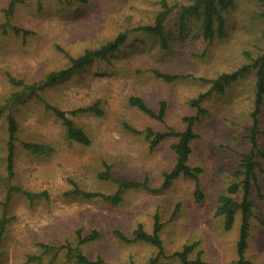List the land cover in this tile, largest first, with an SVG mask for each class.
Segmentation results:
<instances>
[{"label":"rangeland","instance_id":"1","mask_svg":"<svg viewBox=\"0 0 264 264\" xmlns=\"http://www.w3.org/2000/svg\"><path fill=\"white\" fill-rule=\"evenodd\" d=\"M9 2L0 0V219H5L0 264H82L67 258V245L77 247L91 264H146L150 258L183 264L177 253L185 246L192 247L191 261L200 257L208 264H236L241 210L226 229L216 209L219 197L229 195V186L241 183L243 176L236 171L242 170L241 154L251 151L252 133L257 148L264 150V101L256 119L251 115L256 81L252 64L264 48V1L233 0L222 11L223 34L206 38L199 14L180 18L193 0H167V47L158 35L140 28L154 23L160 0H23L6 14ZM120 32L126 33L125 41L106 57L40 84L50 72L68 68L70 56L100 47ZM242 66L247 70L222 92L211 90V79ZM153 70L176 77L166 81ZM36 83L33 89L25 87ZM200 94L199 114L190 100ZM131 96L161 115L153 117L131 105ZM97 100L101 115L70 113ZM45 103L69 111L90 143L68 138L62 120ZM8 115L18 128L10 186ZM185 117H195L197 134L187 163L201 172L197 180L179 175L160 189L163 174L176 161L172 144L177 137L167 136L151 147L144 130L182 131ZM24 142L46 144L49 150L33 152ZM255 160L257 182L250 188L244 258L264 264V158L257 155ZM106 170L115 179H146L149 188H124L118 202L68 194L74 185L115 193L117 182L101 176ZM25 191L46 194L28 197ZM232 196L241 201V192ZM156 217L161 250L132 236L138 224L151 233ZM92 233V239L80 242Z\"/></svg>","mask_w":264,"mask_h":264},{"label":"trees","instance_id":"2","mask_svg":"<svg viewBox=\"0 0 264 264\" xmlns=\"http://www.w3.org/2000/svg\"><path fill=\"white\" fill-rule=\"evenodd\" d=\"M17 1L23 0H10L8 3V7L6 10V14H11L13 11L15 4ZM87 1V0H82ZM264 1V0H262ZM161 9L156 14L154 23L150 25H142L140 28L146 32L152 33L154 35H158L160 37V43L162 47H167V39L165 37V25L164 22L167 18L168 12L170 7L168 5L167 0H160ZM233 4V0H193V2L188 5L184 10L183 13L180 15V18L183 20L184 15L188 12H192L195 14H199L202 17V32L206 38H211L214 34L222 35L223 34V19H222V11L227 10V8ZM264 18V12H263ZM13 30L16 33H20L21 30L17 27H13ZM262 36L264 38V27L262 30ZM126 39V33L120 32L118 33L112 40L104 43L100 47L94 49H86L82 54L77 57H69L70 66L65 69H61L59 71L50 72L45 76V78L40 81V84L44 83H52L56 81L58 78H61L67 75L71 70L82 69L89 65L92 60L96 57H106L109 53L115 51ZM252 66L255 68V99H254V110L252 111V116L256 119L257 114L260 111V108L264 101V48L263 52L260 56H258ZM247 66H242L235 71L230 73H222L218 75L216 78L211 79L209 82L211 83V90L222 92L226 85L230 84L234 81L239 74H241L244 70H247ZM154 73L164 78L166 81L173 80L176 75L162 73L158 70H153ZM11 81L16 85H22L23 82L21 80H17L11 78ZM39 83L26 85V88L33 89ZM203 94H200L198 98L191 99L190 104L195 106L200 114L203 110L199 104V102L203 98ZM12 100H17V95L12 97ZM129 103L133 106H136L140 110L144 111L146 114L156 117L160 116L161 113L155 114L154 111L144 102V100L138 96H131L129 98ZM46 108H49L53 111V113L62 120L63 125L66 128L67 137L80 142L82 144H89L90 138L87 133L79 127L74 120L69 117V111L62 110L58 107L45 103ZM92 112L97 115L103 114V110L99 107V101H95L91 105H87L85 107L77 108L72 112ZM195 117H185L187 122L186 128L182 131H167V132H155L151 127H146L144 132L146 138L150 142V146L154 147L157 145L162 139L167 136H176L177 141L172 144V148L176 153V161L169 172H165L163 174V182L161 184L160 189L169 187L171 181L179 175L189 176L194 179H198V175L201 172V168L199 167H192L189 166L187 161L189 154L191 152L190 142L197 137V134L192 128L193 121ZM7 131H8V139H7V157H6V168H7V182L6 184L10 186V178L13 174V159H14V147L16 141V132H17V122L15 118L11 115H8L7 118ZM138 132V130H134ZM251 151L249 153L241 154L242 158L239 162V167L242 170L236 171L238 174L240 173L243 178L241 179V183H232L229 188L228 192L229 195L223 194L219 197V203L217 205L216 213L223 215L225 218V228L230 229L232 228L235 220L236 212L241 210L242 213V222L240 226V233L239 238L237 241V251L239 254V259L236 261V264H251L250 261L244 258V250L247 246V226H248V219L247 214L250 211V207L252 205L249 194L252 182H257L256 176V160L255 157L258 155L264 158V150L257 148L256 139L254 134L251 135ZM23 146L26 149H29L33 152H46L49 150V146L46 144L34 143V142H24ZM102 177L105 178H113L109 174V170H106L104 173L101 174ZM118 184V190L113 194H104L100 192H89L80 189L77 185H74V189L68 191V194L74 193H82L87 197L91 196H101L104 199H109L112 202H118L120 200L121 191L127 187H145L149 188L147 185L146 179L143 181H132V180H122V179H115L113 178ZM153 191V189H150ZM199 187H196V196L199 198L202 197L199 192ZM237 192H241V201L237 202L232 194ZM25 194L28 197H32L35 194H46V191H42L40 193H32L25 191ZM4 220L0 219V237L3 233L4 227ZM161 228V224L159 223L158 217H156L154 222L153 231L148 233L144 230L141 224H138L137 227L132 231L133 239L135 240H144L151 244L157 246L160 250L162 249V241L159 236V231ZM119 236L126 240L130 241L129 237L124 235L123 233L118 231ZM94 237V233L81 237L80 242H86L89 239ZM192 247L185 246V248L178 252L181 261L183 264H208L207 262L203 261L200 257L195 258V260L191 261L188 258V253L191 251ZM68 259L75 258L76 261L82 264H91V261L77 248L71 245H67V254ZM133 264V263H131ZM146 264H168L166 262H159L155 258H150L148 263Z\"/></svg>","mask_w":264,"mask_h":264}]
</instances>
